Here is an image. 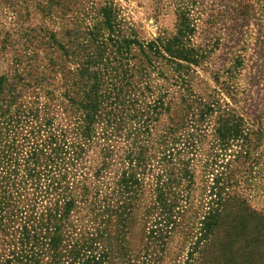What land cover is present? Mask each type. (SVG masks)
I'll return each instance as SVG.
<instances>
[{
  "label": "trees",
  "instance_id": "1",
  "mask_svg": "<svg viewBox=\"0 0 264 264\" xmlns=\"http://www.w3.org/2000/svg\"><path fill=\"white\" fill-rule=\"evenodd\" d=\"M38 5L72 26L3 42L0 264H215L222 228L264 264L244 193L264 127L236 81L264 69V0H175L174 32L149 41L115 0Z\"/></svg>",
  "mask_w": 264,
  "mask_h": 264
},
{
  "label": "rangeland",
  "instance_id": "2",
  "mask_svg": "<svg viewBox=\"0 0 264 264\" xmlns=\"http://www.w3.org/2000/svg\"><path fill=\"white\" fill-rule=\"evenodd\" d=\"M38 1L39 0H20L18 4L12 5L7 0H0V75L8 72L11 68L12 52L4 49L3 43L9 37V34L15 36V38L19 40L17 33L23 36V33H25L26 29L30 26H46L54 28L58 31V34L61 35L64 28L72 26L68 18H64L65 16L63 13H57L53 17H45L39 10L40 6L38 5ZM115 1L122 10L123 17L135 28L141 40L149 41L157 38L161 34H171L174 32L176 18L172 12L173 8H175L172 5V2L174 3L175 0ZM200 1L202 3L201 8H205V6H207L212 0ZM169 3H171V5H169ZM67 17L69 16L67 15ZM246 42H248L247 58H250L255 47L254 32L248 33L246 36ZM19 45H22L21 41H19ZM220 67L223 68L224 65H220ZM236 81L241 90L239 91V97H242V99H239V106H244V102L251 104L252 106H248L247 108L257 116L258 121L260 120V124L264 127V69H262L260 78L258 79V82H256L258 85L254 84V86H249L243 81V79H238ZM195 88L198 92H202L201 85L195 84ZM259 90L260 95L257 96V92L255 91L259 92ZM243 91H246V93H251L252 91L253 96L249 95L247 98H243L245 96ZM238 112L246 116L244 111L239 107ZM230 153L231 151L227 153V158H229ZM248 171L250 177L248 178L249 182L245 187L244 193L248 196L251 204L255 208L264 209V146L259 150L257 155L255 154V159L248 168ZM227 234L231 235L230 231L226 228H222L219 232L218 238H221L224 242L223 245L220 242H217V248L226 246L228 247V250L225 257L222 258L220 256L219 259H216L215 264H240L241 260L237 256L238 248L243 249L247 243L241 240L242 243H240V247L235 245V243H232L233 245H231L225 239ZM230 238L231 241L233 238ZM228 251H230V253H228ZM218 254L219 253L216 255Z\"/></svg>",
  "mask_w": 264,
  "mask_h": 264
}]
</instances>
